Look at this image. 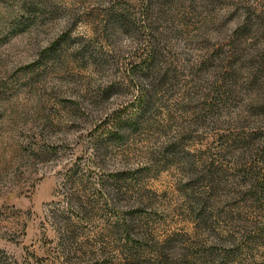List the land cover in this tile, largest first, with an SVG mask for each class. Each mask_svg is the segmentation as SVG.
I'll use <instances>...</instances> for the list:
<instances>
[{
	"label": "rangeland",
	"instance_id": "1",
	"mask_svg": "<svg viewBox=\"0 0 264 264\" xmlns=\"http://www.w3.org/2000/svg\"><path fill=\"white\" fill-rule=\"evenodd\" d=\"M121 9L131 21L115 29ZM153 50L167 80L139 69ZM141 92L138 129L110 136L105 115L130 119ZM263 111L264 0H0V264H123L130 213L151 243L213 246L189 194L231 147L215 179L246 195L225 137L246 119L264 129ZM246 198L225 213L248 215ZM257 223L228 264H264V212Z\"/></svg>",
	"mask_w": 264,
	"mask_h": 264
},
{
	"label": "trees",
	"instance_id": "2",
	"mask_svg": "<svg viewBox=\"0 0 264 264\" xmlns=\"http://www.w3.org/2000/svg\"><path fill=\"white\" fill-rule=\"evenodd\" d=\"M119 11V13L112 14L111 23L115 29L128 28L132 17L130 11L126 9ZM148 11L150 14L154 13L151 9ZM150 14L147 15L150 16ZM151 53L148 59L140 64L139 69L146 77H148L149 73L153 77L162 74V81L167 80L166 73L159 65L161 64V53L156 54L154 50ZM139 69L138 67L136 68L138 71ZM132 74L136 75V78L140 81L139 72L136 71ZM108 89L103 93L105 97L109 96L110 91ZM141 94L142 96L136 103L138 107L131 114L132 117L130 119L123 117V112H126L123 110H116L111 114L105 115V121L112 123L111 129L113 132L110 136H121L123 133L138 129V118L147 116L151 104L146 97L148 92H141ZM251 104L249 110L259 107L256 103ZM258 117L262 116L257 115ZM248 122L249 119L241 122L242 125L246 124L242 127H244L243 129H248L247 132L231 134L225 137L226 144L231 143L235 152L238 153L234 166L235 176L239 175L240 179H243L244 183L249 187L248 192L245 193L246 195H242L240 201L234 202L235 200H231L227 191L229 184L217 183V179H215L217 174H219V171H214L218 169L215 164L228 157L231 153V147L226 148L228 153H225V156L220 155L216 157L218 160H212V163L208 164L207 167L211 169L212 166L214 170L207 172L206 175L212 174V176H206L208 180L205 179L206 182L202 184V189L199 192L194 190L189 194V213L192 219L199 224L202 231L209 233V235L214 234L211 240L209 239L213 246L208 247L204 243L207 248L205 247L200 253H191L189 255L187 252H182L176 248L172 251L167 240L151 243L152 235L135 223V217L132 216L133 213H130L127 218L122 220V225L116 227L117 230L121 231L119 235L124 239V246L121 250L124 260L123 264H228V262L235 261L243 255L244 248L251 246V242L255 240L253 234H256L260 229L257 223L258 215L264 212V129L248 124ZM246 197L254 198L252 206H250L254 213L249 212L245 217L242 215L233 217L234 215L232 216L229 211L225 213V210L231 207L232 204L230 203L233 202L239 209L244 205L249 207L247 202L251 200ZM220 222L228 224V226H225L227 230L224 231V236L216 234V230L220 228Z\"/></svg>",
	"mask_w": 264,
	"mask_h": 264
}]
</instances>
